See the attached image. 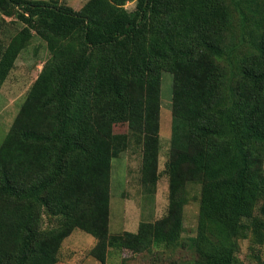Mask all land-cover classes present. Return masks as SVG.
Here are the masks:
<instances>
[{"label":"trees","instance_id":"trees-1","mask_svg":"<svg viewBox=\"0 0 264 264\" xmlns=\"http://www.w3.org/2000/svg\"><path fill=\"white\" fill-rule=\"evenodd\" d=\"M0 16L21 25L0 38V91L35 36L49 52L0 146V264H58L76 230L96 239L100 264L111 251L175 252L192 184L195 264H243L239 241H264V0H89L79 10L0 0ZM163 73L173 77L168 209L112 234V161L139 151L146 195L162 177Z\"/></svg>","mask_w":264,"mask_h":264},{"label":"rangeland","instance_id":"rangeland-1","mask_svg":"<svg viewBox=\"0 0 264 264\" xmlns=\"http://www.w3.org/2000/svg\"><path fill=\"white\" fill-rule=\"evenodd\" d=\"M63 4L79 10L89 0H58ZM135 3H129L127 9L134 10ZM21 29V25L10 23V19H1L0 16V38L7 42L13 34ZM49 58V52L45 43L35 36L30 46L24 50L19 56L15 68L9 75L7 81L0 91V146L3 143L7 133L9 132L16 115L19 112L28 91L40 74L44 63ZM172 95H173V77L169 73L162 74V110H161V151H160V171H164L165 164L169 158L170 141L172 134ZM116 134H126L128 132L127 125H118L115 127ZM142 157L139 151L130 148L120 155L119 158L112 161L111 171V233L123 231V215L126 207L133 205L139 208L140 223L153 222L164 217L168 209L169 193L168 178L165 173L158 183L155 195H146L139 182ZM200 185H189L188 195L189 202L186 206V214L184 220V241L185 246L175 252L164 251L163 247L156 248L160 250L151 256L143 254L131 257V253L125 251L118 254L111 251L107 264H121L123 257L130 259V264H160L163 261H176L177 264H195L197 254L195 250V241L197 236V223L199 213V195ZM130 199H124V198ZM49 219L45 220L47 226ZM82 235L89 240H81L73 244L70 248V238L72 236ZM62 247L61 262L69 264H80L93 260L90 256L92 250V240H96L80 230L74 231ZM81 239V237H78ZM69 243V245H68ZM240 252L239 258L243 264H264V241L254 244L252 240L244 239L239 241ZM76 249V251L74 250ZM259 253L260 259L253 255V252ZM257 255V254H256ZM157 256L163 258V261L151 262L152 257ZM60 262V263H61ZM59 263V264H60ZM62 263V264H63ZM89 264V263H88Z\"/></svg>","mask_w":264,"mask_h":264},{"label":"crops","instance_id":"crops-1","mask_svg":"<svg viewBox=\"0 0 264 264\" xmlns=\"http://www.w3.org/2000/svg\"><path fill=\"white\" fill-rule=\"evenodd\" d=\"M126 199H130L128 197L124 198ZM139 208H137L136 206H132V207H126L125 211H124V215H123V231H120L118 233H114V234H121L124 232H130V233H137L138 229H139V225H140V214H139ZM185 214H186V207H185ZM157 221V219H155L153 222ZM110 229H111V213H110ZM113 234V233H112ZM72 236V235H71ZM70 236V237H71ZM81 237V239H79L78 237ZM86 237L82 235H77V236H72L69 240H70V245L68 243V245L71 247H73V244H76L79 241H83L85 240ZM86 240H89L88 238ZM93 246L92 248L96 245V240H92ZM65 245V244H64ZM76 248V247H73ZM91 248V249H92ZM76 251V249H74ZM93 260H89L88 262H84V263H80V264H96L94 262H92ZM61 262V261H60ZM59 262V263H60ZM58 263V264H59ZM63 262H61L60 264H62ZM99 263V262H98ZM63 264H69L68 262L63 263Z\"/></svg>","mask_w":264,"mask_h":264}]
</instances>
